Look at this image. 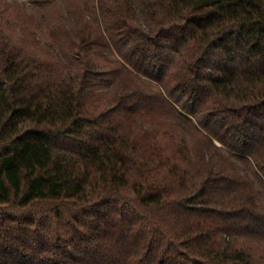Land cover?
<instances>
[{"label": "trees", "instance_id": "trees-1", "mask_svg": "<svg viewBox=\"0 0 264 264\" xmlns=\"http://www.w3.org/2000/svg\"><path fill=\"white\" fill-rule=\"evenodd\" d=\"M0 264H264V0H0Z\"/></svg>", "mask_w": 264, "mask_h": 264}]
</instances>
